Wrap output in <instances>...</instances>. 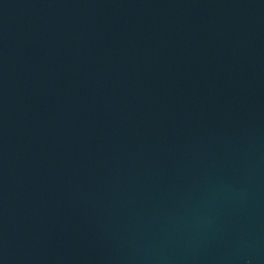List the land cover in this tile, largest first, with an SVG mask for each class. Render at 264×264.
<instances>
[{
	"label": "water",
	"instance_id": "obj_1",
	"mask_svg": "<svg viewBox=\"0 0 264 264\" xmlns=\"http://www.w3.org/2000/svg\"><path fill=\"white\" fill-rule=\"evenodd\" d=\"M0 264H264V0H0Z\"/></svg>",
	"mask_w": 264,
	"mask_h": 264
}]
</instances>
